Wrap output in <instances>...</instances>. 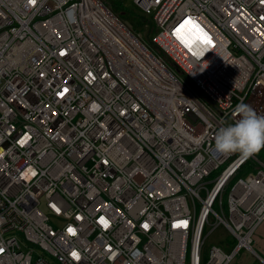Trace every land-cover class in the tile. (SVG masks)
Segmentation results:
<instances>
[{
  "label": "built area",
  "instance_id": "obj_1",
  "mask_svg": "<svg viewBox=\"0 0 264 264\" xmlns=\"http://www.w3.org/2000/svg\"><path fill=\"white\" fill-rule=\"evenodd\" d=\"M109 1L0 0V264H264V162L214 146L264 115V0H133L146 41Z\"/></svg>",
  "mask_w": 264,
  "mask_h": 264
},
{
  "label": "clouds",
  "instance_id": "obj_2",
  "mask_svg": "<svg viewBox=\"0 0 264 264\" xmlns=\"http://www.w3.org/2000/svg\"><path fill=\"white\" fill-rule=\"evenodd\" d=\"M204 54L197 53L201 57ZM234 112L239 119L217 131L214 146L219 153H239L247 158L264 148V115H258L251 105L243 101L236 105Z\"/></svg>",
  "mask_w": 264,
  "mask_h": 264
},
{
  "label": "rangeland",
  "instance_id": "obj_3",
  "mask_svg": "<svg viewBox=\"0 0 264 264\" xmlns=\"http://www.w3.org/2000/svg\"><path fill=\"white\" fill-rule=\"evenodd\" d=\"M109 6L115 12L124 15V18L127 19V21H129L128 24L131 25L134 31L140 33V35L145 41L148 40L150 34H147V32L149 31L150 23L145 20L140 21L139 16H137L138 11L135 5L133 4V0H111L109 1ZM245 174L246 172L239 171L236 174V178L243 177ZM259 229L256 231L255 235L253 236L254 247L258 252L264 255V229H260V230ZM230 241H231V237L224 232V229L222 227H218L212 234L206 237L204 248L202 251L203 258L207 257L208 250L211 245L213 244L222 245L224 242H230ZM223 249L226 250V248ZM230 264H259V263L256 260H252L251 257L245 254L243 251H240L239 254L236 256V258L234 259V262Z\"/></svg>",
  "mask_w": 264,
  "mask_h": 264
},
{
  "label": "trees",
  "instance_id": "obj_4",
  "mask_svg": "<svg viewBox=\"0 0 264 264\" xmlns=\"http://www.w3.org/2000/svg\"><path fill=\"white\" fill-rule=\"evenodd\" d=\"M116 13V15L122 20V21H124V23L125 24H128V22L129 21H127V19H125L124 18V15H122L121 13H117V12H115ZM137 16H139V19H140V21H143V20H145L146 21V19L141 15V14H139V12H138V15ZM123 17V18H122ZM147 22H149L150 23V28H149V30L151 29V27H152V23L149 21V20H147ZM129 25V24H128ZM130 27H131V25H129ZM132 28V27H131ZM133 29V28H132ZM134 30V29H133ZM149 33V31L147 32V34ZM155 49H156V51L159 53V54H162L161 52H160V50H159V48L158 47H155ZM167 63L169 64V63H171V62H169V59H167ZM176 72H177V74H178V76H180V77H184L185 78V76H184V74L179 70V71H177L176 70ZM186 79V78H185ZM257 156H258V158L261 160V161H263L264 162V148H262L258 153H257ZM253 166H254V164L252 163V161H247L243 166H242V168H241V171H245L246 169H248V168H253Z\"/></svg>",
  "mask_w": 264,
  "mask_h": 264
},
{
  "label": "snow or ice",
  "instance_id": "obj_5",
  "mask_svg": "<svg viewBox=\"0 0 264 264\" xmlns=\"http://www.w3.org/2000/svg\"><path fill=\"white\" fill-rule=\"evenodd\" d=\"M29 2L30 3H35V0H29ZM189 21H186V23H188ZM179 31V30H178ZM204 42L205 43H210V41L207 39V37L205 36L204 37ZM186 43H188V42H186ZM61 54H63V53H61ZM177 226H179V225H177ZM73 230L72 229H69V232H72ZM76 255V253H73V256H75Z\"/></svg>",
  "mask_w": 264,
  "mask_h": 264
},
{
  "label": "crops",
  "instance_id": "obj_6",
  "mask_svg": "<svg viewBox=\"0 0 264 264\" xmlns=\"http://www.w3.org/2000/svg\"><path fill=\"white\" fill-rule=\"evenodd\" d=\"M260 229H264V223H262ZM260 229H259V230H260Z\"/></svg>",
  "mask_w": 264,
  "mask_h": 264
},
{
  "label": "bare ground",
  "instance_id": "obj_7",
  "mask_svg": "<svg viewBox=\"0 0 264 264\" xmlns=\"http://www.w3.org/2000/svg\"><path fill=\"white\" fill-rule=\"evenodd\" d=\"M188 30L190 31V29L188 28ZM193 40V39H192ZM189 41H191V40H189Z\"/></svg>",
  "mask_w": 264,
  "mask_h": 264
}]
</instances>
